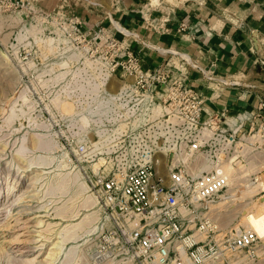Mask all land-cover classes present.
<instances>
[{"label":"built area","instance_id":"obj_1","mask_svg":"<svg viewBox=\"0 0 264 264\" xmlns=\"http://www.w3.org/2000/svg\"><path fill=\"white\" fill-rule=\"evenodd\" d=\"M22 1L0 0V15L14 12ZM56 20L70 45L128 81L118 98L123 107H114L101 121L95 118L94 124L101 126L93 127L97 130L94 141L91 134H79L77 123L61 111L54 121L63 133H73L63 135L66 159L84 172L102 215V229L91 239L90 259L97 264L126 260L135 264H246L254 259L260 236L242 223L223 226L213 206L233 188L242 189L248 180L257 182L264 174V89L260 83L218 75L180 51H166L177 66L167 60L160 69H147L142 56L117 37V33H128L124 28L113 32L102 27L92 34L73 10L59 12ZM63 58L51 52L40 54L34 47L16 54L23 77L34 89L52 92L46 107L38 112L40 117L52 119L47 104L64 87L72 95H84L77 103L91 97V70H77L78 63L73 64L75 78L46 84L53 74L46 67ZM31 61L36 68L30 66ZM193 69L213 93L244 89L254 94L256 112L239 113L233 123L228 122L227 111L208 113L205 95L188 79ZM69 102L77 105L74 97ZM141 115L145 122L133 127ZM243 252L245 258L240 260Z\"/></svg>","mask_w":264,"mask_h":264},{"label":"rangeland","instance_id":"obj_2","mask_svg":"<svg viewBox=\"0 0 264 264\" xmlns=\"http://www.w3.org/2000/svg\"><path fill=\"white\" fill-rule=\"evenodd\" d=\"M117 1L119 0H23L14 12L0 15V264H97L90 259L93 247L91 239L95 238L103 226L97 204L95 203L96 208L95 206L92 208L88 206L91 203L70 201L73 194L67 189L63 192L49 193L50 187L57 185L59 177L70 171L80 172L82 182H86L83 171L69 166L68 162L66 163L69 169L62 165L67 157L64 155L66 152L63 148V135L73 133L71 131L63 133L58 127H54V121L57 120L60 111H63L66 117L71 116L78 106L70 103L69 99H65L61 109L52 106L63 91L69 90L64 87L65 90L57 92L49 105L47 104L52 119L40 117L38 112L46 107L52 92L34 89V86L23 77L16 54L27 47H34L40 54L53 53L48 46V38L61 37L56 20L59 12L70 13L71 9H74L90 21L93 13L102 17L107 16ZM63 5L66 7H62ZM87 21L83 20L84 25ZM23 35L26 36L25 39L20 40V36ZM260 61L264 62V48ZM259 67L264 69V64ZM124 86H128V81L119 74L109 73L104 80L105 90L114 96L119 95ZM24 93L29 96L26 111L42 127L32 123L30 125L24 119L11 125L6 124L11 106L17 102L18 105L23 104L20 97ZM95 118L99 117H92L90 131L88 126L83 125L85 116L76 114L67 117L71 122L77 123L79 134L85 136L91 134V141L96 137L95 129L101 126L94 124L97 121ZM39 136L53 139L61 148L53 152L38 149L36 143ZM24 139L29 153L22 157L18 151ZM260 180V177L257 182L248 180L246 184L244 183V188L240 189L239 186L233 188L223 202L214 204L213 209L220 212L217 215L223 226L245 224L246 217L252 214V210L264 202V192H261L264 191V179ZM237 181L239 182V179ZM72 204L74 206H71ZM95 211L98 213L93 214ZM47 224L52 225L48 228ZM69 225L75 231L73 229L70 230L72 232L64 231L69 230ZM95 227H98L96 231ZM259 230L264 234V220L259 225ZM60 238H63L65 243H62V249L58 251L60 252L58 259L53 261L51 254L56 251L54 244ZM254 251L256 257L246 264H264V239L254 247ZM245 255L246 252L240 253V260L244 259ZM110 264L135 263L126 260Z\"/></svg>","mask_w":264,"mask_h":264},{"label":"crops","instance_id":"obj_3","mask_svg":"<svg viewBox=\"0 0 264 264\" xmlns=\"http://www.w3.org/2000/svg\"><path fill=\"white\" fill-rule=\"evenodd\" d=\"M93 14L87 21L76 12L92 34L102 27L113 32L124 28L128 33L117 37L142 56L147 69H160L167 60L177 66L166 51H180L218 75L257 80L264 89V69L259 67L264 64V0H119L107 16ZM188 79L205 95L210 114L227 111L233 123L239 113L256 112V96L244 89L213 93L194 69Z\"/></svg>","mask_w":264,"mask_h":264},{"label":"bare ground","instance_id":"obj_4","mask_svg":"<svg viewBox=\"0 0 264 264\" xmlns=\"http://www.w3.org/2000/svg\"><path fill=\"white\" fill-rule=\"evenodd\" d=\"M154 1H156V0H154ZM31 28H30V30H32ZM117 28H119V27H117ZM23 36H20L21 37L20 40L25 39L26 36H24V37ZM60 36L61 37H58L59 39L58 38L57 39H54V38L49 39L48 38V46H49L50 50H52V52L54 54L63 55L64 58L62 60H60L59 62H55V63L51 64L49 68L47 67L46 71L49 70V72H53L54 74L50 79L45 81L46 84L55 85V84L59 83L61 80H65L69 76H72V78H75L74 73H77L76 71H73V70H75L73 68V64H75V63L80 64V66L78 67L77 70H79L81 72L91 70V74H93V75L95 74V76L91 75V82L89 83V85L91 86V97L89 96L88 102H84V101L79 102L78 101V103H77L76 101L78 100V98L80 97L79 98V100H80V99H82V97L84 95H76V94L72 95L71 94L72 92H70L69 90H66V91L62 90L63 91V92L61 91L62 95H59L60 98H58L57 102H55V103L53 102L52 106L61 109L62 103L65 102V99L71 100V98L74 97L75 103L77 104L76 106H78V107H77V109L73 115L78 114L80 116H85V120L83 121V125L85 124L86 127L87 126L90 127V124L92 123V117L93 116L94 117L98 116L99 120L101 121V118L104 116H108L114 110V107H116V108L117 107H119V108L123 107L118 103V98L122 96V93L126 90V88L128 86H124L122 88V90L120 91L119 95H117V96L108 94L104 88V80L109 75L106 66L104 64H102L101 62H99L98 60L91 61V59H89L87 57L85 51H83L82 49H78L73 45H70L69 40L67 38H64V34L62 33L61 30H60ZM39 42H40V40H39ZM62 43H64V45H65L64 47H62V45H61ZM29 64L33 68L37 67V64L35 62L31 61V62H29ZM77 77H80V76H77ZM97 79L99 81H97ZM80 87L82 88L83 86H80ZM62 89L65 90V88H62ZM28 100H29L28 94L24 93L20 97V101H22L23 104L18 105L19 102H17L11 106L8 117L6 118V124L11 125L16 121H21L24 119V120H27L30 123V125L32 123L35 126H41V124H39L36 121V119L30 113H28L26 111L25 107L27 106ZM50 108H51V106H50ZM61 112L63 113V111H61ZM73 115H71V116L68 115V116L73 117ZM143 122H145V118L143 115H141L140 117H138V119H136L132 123V126L137 127ZM38 140H37L38 142L36 143L38 149L53 152L54 150H59L61 148L57 142H55L53 139H49L47 136H39ZM18 153L22 157L26 156L29 153L27 143H26V139H24L22 146H21L20 150L18 151ZM64 155H66V154H64ZM103 161H104V158L101 157L100 162H103ZM66 162H68L66 159L63 160L62 165H64L66 168H68L70 166V164L68 163L69 166H67L68 164ZM228 170L231 171L230 168H228ZM81 176L82 175L80 174V172H76V171H70V172H67L66 174L61 175L59 177L57 185L55 187H53V186L50 187L49 193L52 191H58V192L62 191L63 192V190L67 189V190L71 191V193L73 194L72 199H70V201L71 200L84 201L86 204L91 203V205H88V206H91L93 208L95 206L96 200L92 195H87V193L88 194L90 193L89 188H88L86 182H82ZM246 176H248V174H246ZM260 179L261 180L264 179V174L260 176ZM259 183L256 186H258ZM261 192H263V191H261ZM245 196H247V195H245ZM224 199H225V197L222 199L221 202H223ZM260 199H262V198H260ZM78 203H80V202H78ZM71 206H74V205L72 204ZM79 206H82V205H79ZM92 208H91V210H92ZM94 208H96V206ZM97 209H98V207H97ZM255 212L257 215L254 214ZM97 213H98V211H95L93 214H97ZM263 220H264V202L259 207H256L255 210H252V214H249L246 217V223H245V225L247 227L253 229L260 236L261 239H264V234H261V232L259 230V225L261 224V222ZM41 224H44V222H41ZM51 225L52 224H47V227L49 228ZM75 225L78 226V224H75ZM75 225H73V226H75ZM45 226H46V224H45ZM100 226H101V224H100ZM65 228H67V227H65ZM75 228H77V227L75 226ZM45 229H46V227H45ZM68 229L69 230L66 229L64 231L69 232L72 229L74 230V228L71 227V225H69ZM97 229H98V227H95L94 230L96 231ZM94 230H93V232H94ZM51 231H52V229H51ZM70 232H72V231H70ZM66 236H67V234H66ZM63 238L62 239L60 238L59 241L54 244L56 251L51 254L52 255L51 259L53 261H56V259H58V256L60 254V252H58V251H61L60 249H62V243H65L64 242L65 240ZM53 250H54V248H53Z\"/></svg>","mask_w":264,"mask_h":264}]
</instances>
